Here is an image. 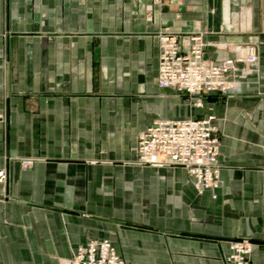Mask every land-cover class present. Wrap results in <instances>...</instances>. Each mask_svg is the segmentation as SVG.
I'll list each match as a JSON object with an SVG mask.
<instances>
[{"label":"crops","instance_id":"obj_1","mask_svg":"<svg viewBox=\"0 0 264 264\" xmlns=\"http://www.w3.org/2000/svg\"><path fill=\"white\" fill-rule=\"evenodd\" d=\"M163 33L182 53L203 34L215 64L235 55L214 45L252 41L254 73L224 95L160 89ZM210 116L216 190L137 163L155 121ZM0 171V264H60L90 241L124 264H227L237 239L264 264V0H0Z\"/></svg>","mask_w":264,"mask_h":264},{"label":"built area","instance_id":"obj_2","mask_svg":"<svg viewBox=\"0 0 264 264\" xmlns=\"http://www.w3.org/2000/svg\"><path fill=\"white\" fill-rule=\"evenodd\" d=\"M203 35L189 37L181 52L178 37L163 33L159 40L157 85L173 89L189 97L228 92L237 83L232 75L238 72L232 62L221 66L203 60L208 44ZM215 47L220 46L214 45ZM236 61L245 66L257 64L254 43L230 46ZM242 71L240 74H244ZM197 104H201L197 101ZM215 119L195 121H155L138 137L136 153L139 165L153 167H180L193 180L198 195L218 188V157L220 143ZM5 173L0 171V183ZM215 199V196H214ZM253 245L248 240L228 243L227 264H250ZM60 264H124L109 241H90L79 247Z\"/></svg>","mask_w":264,"mask_h":264},{"label":"rangeland","instance_id":"obj_3","mask_svg":"<svg viewBox=\"0 0 264 264\" xmlns=\"http://www.w3.org/2000/svg\"><path fill=\"white\" fill-rule=\"evenodd\" d=\"M196 35H201L200 33H196V34H192V35H190V36H188L187 37V39L189 38V37H192V36H196ZM203 35V34H202ZM160 36V35H159ZM203 37V36H202ZM179 40V39H178ZM157 42H158V49H159V40H158V36H157ZM249 43H253L252 41H249ZM206 44V43H205ZM246 44H248V43H246ZM218 45V44H217ZM238 45H245V44H232V43H222V44H220V46H217L216 47V49H218V50H222V51H227V52H230V51H228V47H230V46H238ZM183 47H185L184 46V44H183ZM186 48V47H185ZM187 49V48H186ZM159 51V50H158ZM186 53V52H185ZM230 53H232V52H230ZM234 54V53H233ZM258 51H257V48H256V56H257V61H258ZM204 56V55H203ZM203 60H204V57H203ZM205 61V60H204ZM207 62H209V63H212V62H210V61H207ZM226 62H232L233 63V65H234V68L238 71V72H235V74H233L232 75V78L233 79H235V82L237 83V85L236 86H234V87H232V89L231 90H229L228 92H230V91H232L233 89H235L237 86H238V84L240 83V81H246L247 79H249V78H251V76L253 75V73H254V71H253V69H252V67L253 66H245L244 64H242V63H239V62H237L236 61V58H235V56H234V58L232 59V60H226V61H224V62H222V63H220V64H215V63H212L213 65H216V66H221V65H223L224 63H226ZM158 63H159V54H158ZM237 65H241L242 67L241 68H239V67H237ZM255 66V65H254ZM242 71H244L245 73L244 74H240ZM256 75H257V79H258V76H259V74H257V73H255ZM228 92H223V93H219V94H217V95H224V94H226V93H228ZM204 95H207V94H204ZM188 96V95H187ZM188 98H194V97H189L188 96ZM191 106H194V107H201L202 105L200 104H197V101H196V103H193V102H191V104H190ZM210 117H213V116H210ZM214 119H215V117H213ZM207 119V118H206ZM188 120H192V119H188ZM201 120H205V119H201ZM181 121H187V120H181ZM195 121H200V120H195ZM215 121H216V119H215ZM217 130H218V128H217ZM218 140H219V143H220V134H219V130H218ZM137 142H138V140H137ZM137 154V153H136ZM136 161H138V156H137V160ZM145 166H148V165H145ZM219 168V167H218ZM6 177V176H5ZM241 240H248L251 244H252V242H251V240H249V239H237V240H232V241H229V242H237V241H241ZM121 259V258H120ZM63 260H67V259H61L59 262L61 263V261H63ZM122 260V259H121ZM226 260V259H225ZM123 261V260H122ZM227 263V262H226ZM250 264H252L251 263V256H250Z\"/></svg>","mask_w":264,"mask_h":264}]
</instances>
